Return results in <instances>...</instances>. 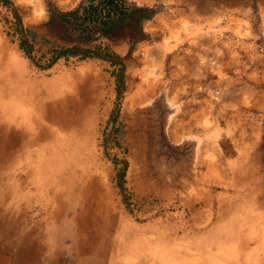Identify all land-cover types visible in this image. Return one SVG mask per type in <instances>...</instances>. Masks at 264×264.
<instances>
[{
  "label": "rangeland",
  "instance_id": "1",
  "mask_svg": "<svg viewBox=\"0 0 264 264\" xmlns=\"http://www.w3.org/2000/svg\"><path fill=\"white\" fill-rule=\"evenodd\" d=\"M47 1L79 2L0 0L9 260L264 264V0H136L159 6L146 38L52 63Z\"/></svg>",
  "mask_w": 264,
  "mask_h": 264
},
{
  "label": "trees",
  "instance_id": "2",
  "mask_svg": "<svg viewBox=\"0 0 264 264\" xmlns=\"http://www.w3.org/2000/svg\"><path fill=\"white\" fill-rule=\"evenodd\" d=\"M46 10L48 14L46 23L52 34L66 43L52 50L53 54L49 60L52 63L62 55L98 54L95 48L85 44L100 36L110 40L126 39L131 49L136 42L146 38L143 23L159 10V6L139 3L136 0H79L75 6L61 9L47 1ZM15 16L18 23H21L16 12ZM26 30H22L20 47L29 55L32 44L28 42ZM113 56L120 58L118 55ZM117 78V90L120 93L124 83L122 70L117 74ZM261 147L264 152V116Z\"/></svg>",
  "mask_w": 264,
  "mask_h": 264
},
{
  "label": "crops",
  "instance_id": "3",
  "mask_svg": "<svg viewBox=\"0 0 264 264\" xmlns=\"http://www.w3.org/2000/svg\"><path fill=\"white\" fill-rule=\"evenodd\" d=\"M37 30H38L39 32H41V33H45L46 28H45L44 26H39V27H37ZM0 253L4 254V255L6 256L7 261H8V264H16V263H14L12 260H9V257H8V255H7V252H5L4 250L0 249Z\"/></svg>",
  "mask_w": 264,
  "mask_h": 264
},
{
  "label": "bare ground",
  "instance_id": "4",
  "mask_svg": "<svg viewBox=\"0 0 264 264\" xmlns=\"http://www.w3.org/2000/svg\"><path fill=\"white\" fill-rule=\"evenodd\" d=\"M41 137H44V133H43V134H38V135H37V134H32V133H31V134L27 135V139H29V140H30V139H32V140H34V139H35V140H40ZM14 139H15V137H14ZM14 139H13V140H14ZM16 140H17V139H16ZM18 140H19V139H18ZM87 215H88V214H87ZM88 216H89V215H88ZM92 221H93V220H92Z\"/></svg>",
  "mask_w": 264,
  "mask_h": 264
}]
</instances>
